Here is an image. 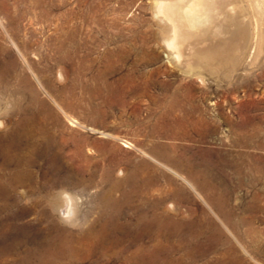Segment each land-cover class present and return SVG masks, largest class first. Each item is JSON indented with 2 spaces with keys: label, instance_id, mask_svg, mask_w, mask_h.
I'll return each instance as SVG.
<instances>
[{
  "label": "rangeland",
  "instance_id": "obj_1",
  "mask_svg": "<svg viewBox=\"0 0 264 264\" xmlns=\"http://www.w3.org/2000/svg\"><path fill=\"white\" fill-rule=\"evenodd\" d=\"M237 1L188 65L156 0H0V264H264V6Z\"/></svg>",
  "mask_w": 264,
  "mask_h": 264
},
{
  "label": "bare ground",
  "instance_id": "obj_2",
  "mask_svg": "<svg viewBox=\"0 0 264 264\" xmlns=\"http://www.w3.org/2000/svg\"><path fill=\"white\" fill-rule=\"evenodd\" d=\"M216 0H156V6H155V8H154V16H155V18H157V19H159V21L161 20L162 22H164L165 23V25L167 24V25H169V30H168V36H167V38L165 37V43H166V45H167V47L170 49V48H172V50H174V49H176L177 50V52L175 53V55H172V57H171V59H173V60H177L178 61V58L180 57H182V56H184L185 58H184V63L185 64H188L189 65V59H190V55H191V52L190 51H192L191 49H190V45L189 44H187V42H189V41H187V39L189 38V37H191L192 35H196V33L198 32V31H201L202 30V28L204 27V26H206V25H208V24H210V26H212L211 24H213V26H214V32H215V34H223L224 33V31H225V24H226V22H227V14H225L226 13V11L227 10H220V9H218L217 7H216V2H215ZM237 1V0H236ZM243 1V0H242ZM247 1V0H246ZM254 1V0H253ZM264 1V0H263ZM262 0H255L253 3L257 6V8H256V10L260 7V6H264V2H263ZM238 2V1H237ZM251 2V1H250ZM218 4V3H217ZM229 5H232V7H230V8H228V12H230V14H231V12H232V10L234 11L235 9V4H229ZM237 5H239V4H237ZM241 6V5H240ZM253 6V5H252ZM219 7V6H218ZM239 7V6H238ZM251 7V6H250ZM249 7V8H250ZM221 8H222V6H221ZM262 8V7H261ZM223 9V8H222ZM241 8H239V10H240ZM245 9V8H244ZM251 9V8H250ZM238 10V9H237ZM253 10V9H252ZM261 10V9H260ZM264 10V9H263ZM242 11H243V9H242ZM258 11V10H257ZM245 12V11H244ZM244 12H241V13H244ZM260 12V11H259ZM263 12V11H262ZM264 13V12H263ZM234 13L232 12V15H233ZM237 14H239V13H237ZM244 14H246V13H244ZM256 14V13H255ZM260 14V13H259ZM241 15V14H240ZM264 15V14H263ZM231 15H229V17H230ZM250 16V15H249ZM255 17H257V16H259V15H254ZM261 16V15H260ZM259 16V17H260ZM232 17V16H231ZM244 18L246 17L245 15L243 16ZM240 18L242 19V17L240 16ZM243 18V19H244ZM250 18H251V16H250ZM263 18V17H262ZM242 19V20H243ZM253 19V18H252ZM252 19H250V21L252 20ZM261 19V18H260ZM264 19V18H263ZM233 20V19H232ZM241 20V21H242ZM246 20H244V22H245ZM263 21V20H262ZM238 22V21H237ZM236 22V23H237ZM252 22H253V20H252ZM251 22V23H252ZM264 22V21H263ZM246 23V22H245ZM163 24V23H162ZM239 24H242V22L241 23H239ZM234 25V24H233ZM244 25V24H243ZM262 25V24H261ZM257 21H256V19L254 20V22H253V26H252V24H251V26L253 27V31H252V36H253V45H252V48H251V52H250V56L252 55H254L255 57L254 58H256V56H258V53H259V50L261 51V45H262V43H263V41H264V29L262 30V26H261ZM209 26V25H208ZM235 26H236V24H235ZM248 26V25H247ZM251 27V28H252ZM238 28V27H237ZM208 29H210V28H208ZM242 29V28H241ZM240 29V30H241ZM244 29V28H243ZM246 29V28H245ZM248 29H250V28H248ZM228 30L230 31V27L228 26ZM238 30V29H237ZM246 31V30H245ZM166 32V31H165ZM211 32V31H210ZM235 32V31H234ZM243 33V32H242ZM241 33V34H242ZM248 33H250V32H248ZM200 34V33H199ZM209 34V33H208ZM244 34V33H243ZM246 34H247V32H246ZM206 35V34H205ZM214 35V34H213ZM249 35V34H248ZM207 36V35H206ZM229 36V35H228ZM231 36V35H230ZM196 37V36H195ZM226 37V36H225ZM233 37V36H232ZM240 37V36H239ZM244 37H245V35H244ZM215 38V37H214ZM219 38V37H218ZM190 39V38H189ZM238 39V38H237ZM244 39V38H243ZM242 39V41H241V43L244 41ZM252 39V38H251ZM220 40V39H219ZM236 41V40H235ZM239 41V40H238ZM196 42V41H195ZM194 42V43H195ZM229 43H230V41H229ZM237 43H239V42H237ZM246 43V42H245ZM250 43H251V41H250ZM197 44V43H196ZM264 44V43H263ZM217 45V44H216ZM222 45V44H221ZM225 45V44H224ZM244 45H246V44H244ZM194 46V45H193ZM201 46V45H200ZM210 46V45H209ZM230 46V45H229ZM233 46V45H232ZM237 46H239V45H237ZM250 46V44L248 45V47ZM192 47V46H191ZM231 47V46H230ZM241 47V46H240ZM239 47V48H240ZM246 47V46H245ZM201 48V47H200ZM204 48H205V46H204ZM207 48H209V47H207ZM236 48V47H235ZM237 49L238 50V54H239V50L240 49ZM186 50V52H183V50ZM192 49H193V47H192ZM199 49V48H198ZM203 49V48H202ZM202 49H200V51H202ZM210 49V48H209ZM208 49V50H209ZM217 49V48H216ZM230 49H232V48H230ZM249 49V48H248ZM264 49V48H263ZM194 50H195V48H194ZM229 50V49H228ZM227 50V51H228ZM233 50V49H232ZM237 50H235V51H237ZM245 50H246V48H245ZM244 50V51H245ZM181 51H182V53H183V55H182V53H181ZM197 51H199V50H197ZM195 52L196 54V57H198V59H199V61L201 62V59L203 58V57H205L206 55H204V54H202L201 52ZM204 51V50H203ZM202 51V52H203ZM205 51H206V48H205ZM204 51V52H205ZM231 51V50H230ZM188 52V53H187ZM190 52V53H189ZM193 52V51H192ZM207 52V51H206ZM205 52V53H206ZM243 52V51H242ZM263 52H264V50H263ZM209 53V52H208ZM222 53V52H221ZM234 53H236V52H234ZM193 54H194V52H193ZM192 54V55H193ZM241 54V53H240ZM249 54V53H248ZM204 55V56H203ZM210 55V54H209ZM208 55V56H209ZM211 55H212V53H211ZM243 55V54H242ZM207 56V57H208ZM222 56V55H221ZM241 56V55H240ZM244 56V55H243ZM242 56V57H243ZM261 56V55H260ZM195 57V58H196ZM214 57V56H213ZM232 57V56H231ZM230 57V58H231ZM234 57V56H233ZM233 57L231 58V60L230 61H234V60H232L233 59ZM237 57V56H236ZM183 58V57H182ZM181 58V59H182ZM195 58H194V60H195ZM210 58H212V56L210 57ZM246 58V57H245ZM252 58V57H251ZM207 59V58H206ZM206 59L205 58H203L202 59V61H206ZM213 60H214V58H212ZM217 59V58H216ZM258 59V58H257ZM172 60V61H173ZM192 60V59H191ZM210 60V59H209ZM208 59H207V62L209 61ZM229 60V59H228ZM236 60V59H235ZM237 60H238V58H237ZM236 60V61H237ZM242 60V59H241ZM245 60V59H244ZM253 60H255V59H253ZM182 61V60H181ZM180 61V62H181ZM212 61V60H211ZM250 61V60H249ZM179 62V61H178ZM213 62H215V61H213ZM219 62V61H218ZM229 62V61H228ZM227 62V63H228ZM256 62H257V60H256ZM264 62V61H263ZM173 63V62H172ZM183 63V62H182ZM183 63V64H184ZM197 63V62H196ZM204 63V62H203ZM209 63V62H208ZM220 63V62H219ZM232 63H234V62H232ZM180 64V63H179ZM193 64V63H192ZM175 65V64H174ZM203 66H204V64H202ZM256 65V64H255ZM196 66V65H195ZM199 66V65H198ZM211 66V65H210ZM213 66V65H212ZM211 66V67H212ZM219 66H221V64L219 65ZM225 66H227V64L225 65ZM252 66V65H251ZM188 67V66H187ZM190 67V66H189ZM200 67V66H199ZM205 67H209V66H206L205 65ZM228 67V66H227ZM226 67V68H227ZM236 67V66H235ZM234 67V68H235ZM238 67V66H237ZM197 68V67H196ZM220 68V67H219ZM229 68V67H228ZM233 68V69H234ZM190 69V68H189ZM211 69H213V68H211ZM214 69H215V67H214ZM218 69V68H217ZM205 70V69H204ZM212 71V70H211ZM230 72V71H229ZM232 72V71H231ZM230 72V73H231ZM240 72V71H239ZM198 74V73H197ZM229 75V74H228ZM232 75V74H231ZM197 76L198 75H196V78H197ZM201 80H203V79H201ZM70 121V120H69ZM2 122V121H1ZM73 123V122H72ZM75 123V122H74ZM3 124V123H2ZM59 200V199H58ZM57 200V201H58ZM63 201L64 200H61L60 202H61V206H63ZM54 202V201H53ZM59 202V201H58ZM65 203V202H64ZM76 203H78V202H76ZM75 203V204H76ZM57 204V203H56ZM55 204V205H56ZM53 206V205H52ZM60 206V205H59ZM76 206V205H75ZM64 207H66L65 208V210H64V212L66 213V215L71 211V207L72 206H70V204H69V201H67L66 202V205H64ZM58 208V207H57ZM56 209V208H55ZM54 209V210H55ZM59 209V208H58ZM60 209H61V207H60ZM74 209V208H73ZM62 210V209H61ZM57 211V210H56ZM73 211H75V210H73ZM58 212V211H57ZM63 212V213H64ZM72 212V211H71ZM59 213V212H58ZM63 218V217H62ZM70 219V218H69ZM65 220H67L66 218H65Z\"/></svg>",
  "mask_w": 264,
  "mask_h": 264
}]
</instances>
